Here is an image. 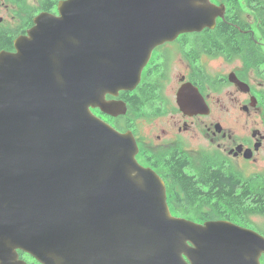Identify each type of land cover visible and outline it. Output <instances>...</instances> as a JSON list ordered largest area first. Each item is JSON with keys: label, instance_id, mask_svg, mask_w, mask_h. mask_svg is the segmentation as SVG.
Listing matches in <instances>:
<instances>
[{"label": "water", "instance_id": "95a60500", "mask_svg": "<svg viewBox=\"0 0 264 264\" xmlns=\"http://www.w3.org/2000/svg\"><path fill=\"white\" fill-rule=\"evenodd\" d=\"M221 14L210 0H66L0 55V264L17 250L40 264L258 263L243 246L254 232L172 217L133 137L90 110L135 86L154 47Z\"/></svg>", "mask_w": 264, "mask_h": 264}, {"label": "flooded vegetation", "instance_id": "af4514ba", "mask_svg": "<svg viewBox=\"0 0 264 264\" xmlns=\"http://www.w3.org/2000/svg\"><path fill=\"white\" fill-rule=\"evenodd\" d=\"M63 1L0 0V55L18 54L37 18L58 16ZM216 6L222 14L213 28L157 45L135 86L106 93L102 106L90 110L116 132L133 137L136 160L162 180L172 217L198 225L226 222L254 232L258 242L243 246L264 264V0H221ZM174 167L188 177L208 167L251 178L252 201L246 202L251 215L196 218V204L170 202V195L183 191L173 184ZM186 206L191 217L178 211ZM16 254V264H40L33 255Z\"/></svg>", "mask_w": 264, "mask_h": 264}, {"label": "trees", "instance_id": "16d2710c", "mask_svg": "<svg viewBox=\"0 0 264 264\" xmlns=\"http://www.w3.org/2000/svg\"><path fill=\"white\" fill-rule=\"evenodd\" d=\"M173 171L176 176L173 184L180 185L183 191L170 195L169 200L173 203L196 204V217L210 218L216 215L233 219L251 215L252 207L246 204L252 201L251 178L240 177L231 170L214 172L208 167H204L194 177L184 175L180 167H174ZM188 209L186 206L178 211L186 214Z\"/></svg>", "mask_w": 264, "mask_h": 264}, {"label": "rangeland", "instance_id": "374dc122", "mask_svg": "<svg viewBox=\"0 0 264 264\" xmlns=\"http://www.w3.org/2000/svg\"><path fill=\"white\" fill-rule=\"evenodd\" d=\"M212 2H213L215 5H218V4L221 3V0H213ZM205 212H207V211H205ZM188 215H189V213L187 212V213H186V216H188ZM189 216L191 217V215H189ZM194 216L196 217V212H195ZM196 218H198V217H196Z\"/></svg>", "mask_w": 264, "mask_h": 264}]
</instances>
